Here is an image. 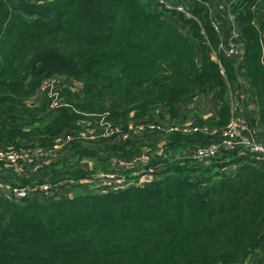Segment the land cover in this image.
I'll use <instances>...</instances> for the list:
<instances>
[{"label": "trees", "instance_id": "obj_1", "mask_svg": "<svg viewBox=\"0 0 264 264\" xmlns=\"http://www.w3.org/2000/svg\"><path fill=\"white\" fill-rule=\"evenodd\" d=\"M184 3L197 21L155 0H0V148L44 154L33 179L9 180L35 184L37 193L0 198V264H241L250 254L264 264V161L238 148L207 165L189 156L130 162L145 161L141 149H154L157 139L129 124L173 123L182 105L204 94L220 104L217 117L192 125L218 133L173 132L164 141L190 150L217 140L231 117L233 86L256 104L264 127V0L231 1L245 83L237 63L222 53L212 58L219 41L210 0ZM50 76L78 84L61 86L66 107L52 110L38 95ZM102 119L128 137L78 139L82 129L99 131ZM64 137L69 146L54 150ZM146 167L160 178L88 191L99 175ZM43 183L60 184L50 191L60 196H43Z\"/></svg>", "mask_w": 264, "mask_h": 264}, {"label": "built area", "instance_id": "obj_2", "mask_svg": "<svg viewBox=\"0 0 264 264\" xmlns=\"http://www.w3.org/2000/svg\"><path fill=\"white\" fill-rule=\"evenodd\" d=\"M167 13H176L180 14L185 20H194L197 21L196 16L193 14L192 10L186 6L184 0H175V2H167L165 0H155ZM239 1V0H233ZM228 14L229 22V32L233 37L238 38L237 28L234 21V16L231 14V9H226ZM212 27L215 32L218 34V27L212 21ZM212 58L216 60V54L222 53L225 58L230 57H239L242 53V50L237 49L233 46L224 47L222 44L218 43L217 48L212 51ZM217 61V60H216ZM75 90L78 87L76 82L72 80H66L65 78L59 76H50L45 78L39 88L38 95L43 98L50 100V108L52 110L60 109L61 107H66V104L60 99V88L62 85H67ZM228 102L230 105L231 117L228 125L225 129L219 132V138L215 141H212L206 145H196L194 149L190 152L189 157L198 165H205L211 160L221 157L224 152L234 151L238 148H242L246 153H248L252 158L256 160L264 161V142L256 141L250 137H246L244 132L246 131V122L244 117V106L242 105V100L240 98L239 92H229ZM158 112H156L157 114ZM198 119L192 120L191 124H173L161 120H155L147 124H139L133 126L132 124L128 125V129L134 130L136 133L144 132L145 134H170L173 132L180 133H191L195 131H202L205 134L214 135L218 133L217 129H211L207 126L197 127L193 126L192 123ZM99 131L91 129H82L78 132V139L83 141L84 144H88L89 141H95L98 139H106L114 134L120 135L121 139L124 140L128 137V134H120L119 128L115 124L106 122L102 119L99 123ZM70 137H64L58 140L54 145V150H58L59 146H69ZM55 154V153H53ZM43 152L38 149L30 148L28 150L21 149L19 151H11L9 149L0 148V164L8 166H14L17 170V176H23L26 172H34L37 168L40 167L39 160L43 156ZM48 156V153H46ZM52 154H49V156ZM177 155L173 157L172 160H179ZM36 160L37 163H34ZM33 166V167H32ZM13 168V167H12ZM14 169V168H13ZM41 169V168H40ZM38 171V174L40 172ZM15 170V169H14ZM15 170V171H16ZM100 176L108 180L115 181L117 189L114 191L108 192V185L99 184L96 186L95 190L100 191L103 194L117 192L119 190H126L130 187L140 188L144 184L148 183L151 179L156 180L153 167L142 168V170L136 171L135 169L131 170L129 175L125 174H109V175H99L97 178L100 179ZM129 177V178H128ZM22 178V177H20ZM141 179L142 181H140ZM131 180V181H130ZM130 181V182H128ZM63 184V183H62ZM60 184L54 183H43L40 187V191H45L42 195L45 197H51L50 191ZM37 186L35 184L25 185V186H14L9 180H0V198L10 201L18 202L27 197H32L33 194L37 193ZM106 187L107 190L103 191L102 188ZM72 196V192H69ZM50 195V196H48ZM67 195V194H66ZM60 195L57 196V198ZM69 196V195H67ZM55 198V197H53Z\"/></svg>", "mask_w": 264, "mask_h": 264}, {"label": "crops", "instance_id": "obj_3", "mask_svg": "<svg viewBox=\"0 0 264 264\" xmlns=\"http://www.w3.org/2000/svg\"><path fill=\"white\" fill-rule=\"evenodd\" d=\"M232 1V0H231ZM231 1L229 0H210V4L213 8L212 12V21L216 24L218 27V43L222 44L224 47L233 46L237 49L242 50L241 42L238 38L233 37L229 32V22H228V14L226 9H231ZM261 15L263 14V9L260 10ZM231 62L237 63V66L239 67V72L241 76V82L245 83V70L244 66L242 65L241 59L242 54L239 57H230L228 58ZM244 85V84H243ZM237 87L233 86L229 92H236ZM228 92V95H229ZM242 105L244 106V117L246 122V131L244 132V135L246 137H250L256 141H262L264 142V127L260 126L258 124L259 122V110L255 103H252L250 98L247 94L242 96ZM220 104L217 101H212L210 99L209 94H204L200 98L197 104H186L182 105L179 109L180 116L177 118L178 120H173V124H185L189 125L191 124L192 120L200 119L207 120L208 118L217 117L218 109ZM171 123V122H169ZM165 135L162 134H156L149 136L151 139H157L156 146L154 149H141L140 157H145V161H138V160H132L130 162H133L136 166L139 165H145L150 163V160H172L175 155L179 156L180 159L187 158L190 154V151L193 149H177L170 146L168 143H166ZM161 144V146H159ZM195 147V146H194ZM148 152V153H147ZM220 158V157H217ZM149 160V161H148ZM212 161V160H211ZM210 161V162H211ZM209 162V163H210ZM207 163V164H209ZM146 164V165H147ZM205 164V165H207ZM5 169V168H4ZM10 175L17 176V174L14 171L11 170H2L0 172V178L11 180L12 177ZM36 176V174H33V172H26L23 176L20 177H26L33 179ZM252 256V255H251ZM245 264V263H241ZM248 264H259L258 258L256 256H252Z\"/></svg>", "mask_w": 264, "mask_h": 264}, {"label": "rangeland", "instance_id": "obj_4", "mask_svg": "<svg viewBox=\"0 0 264 264\" xmlns=\"http://www.w3.org/2000/svg\"><path fill=\"white\" fill-rule=\"evenodd\" d=\"M161 113L165 114V111L162 110ZM178 158H179V156H178ZM170 161H171V160H170ZM12 167L16 170V168H15L14 166H12ZM130 173H131V171H130ZM16 174H18V173H17V170H16ZM155 176L157 177V179L160 178V177H159L160 175H155ZM99 178H100V179H96V181L90 183L91 186L88 188V191L90 192V194H94V193H96L95 188H96V186L99 185V184H106V185H108V192H109V191H114V190L117 189V186H116V184H115V181L108 180V179L104 178V176H100ZM0 180H6V179L0 178ZM139 180L142 181L141 179H139ZM130 181H131V180H130ZM130 181H128V182H130ZM70 189L73 190L72 188H70ZM76 190H77V191H76ZM102 190H103V191H106L107 188H106V187H103ZM73 191H74V190H73ZM75 191H76V192L80 191V192H82V193L85 192V190H84V189H81V188H75ZM76 194H77V193H75L73 196H75ZM48 196H50V195H48ZM48 198H53V197H48ZM55 198H57V197H55ZM49 201H51V200L49 199Z\"/></svg>", "mask_w": 264, "mask_h": 264}, {"label": "water", "instance_id": "obj_5", "mask_svg": "<svg viewBox=\"0 0 264 264\" xmlns=\"http://www.w3.org/2000/svg\"><path fill=\"white\" fill-rule=\"evenodd\" d=\"M29 80H30V77H28V78H27V82H28ZM251 257H252V256H251V254H250V255H248V257L246 258V260H245V262H244V263H245V264H248V263H249V261H250V259H251Z\"/></svg>", "mask_w": 264, "mask_h": 264}]
</instances>
